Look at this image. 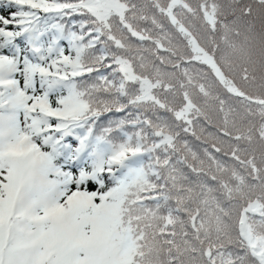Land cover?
Returning a JSON list of instances; mask_svg holds the SVG:
<instances>
[{"label": "trees", "instance_id": "16d2710c", "mask_svg": "<svg viewBox=\"0 0 264 264\" xmlns=\"http://www.w3.org/2000/svg\"><path fill=\"white\" fill-rule=\"evenodd\" d=\"M65 3L80 15L30 10L29 19H40L29 27L45 32L33 43L43 48L21 45L24 71L0 70V114L23 118L27 141L48 161L44 182L63 179L50 174L64 164L79 168L76 183L90 181L67 197L68 210L88 225L66 233L70 258L264 264V0H50L45 7ZM61 36L74 49L66 39L50 44ZM16 58L13 45L0 49V64ZM13 80L43 107L12 111ZM73 137L80 143L66 146ZM2 152L0 139L6 173V159L20 157ZM10 190L0 175L5 207L20 201Z\"/></svg>", "mask_w": 264, "mask_h": 264}, {"label": "snow or ice", "instance_id": "6c2138e0", "mask_svg": "<svg viewBox=\"0 0 264 264\" xmlns=\"http://www.w3.org/2000/svg\"><path fill=\"white\" fill-rule=\"evenodd\" d=\"M49 2L50 0H0V49L11 44L17 56L6 66L9 74L24 71L19 59L21 45L29 46L30 50L34 51H41L43 48V45L37 48L33 43L39 42L45 32L35 26L29 27L35 25V20L40 19L39 15H35V20L28 18L33 15L31 9L56 11L68 16L80 15L73 11L71 3L45 7ZM75 22L73 20V23ZM25 33L28 34L27 38ZM60 39H66L74 49L75 46L69 37H54L50 44H58ZM59 51L64 55L63 47ZM65 59L68 57L65 56ZM27 62L28 57L25 55L23 63ZM40 72L44 74L43 69H40ZM2 75L3 72L0 71V76ZM16 83H19V80ZM54 84L55 82H52L49 86ZM79 143V137H73L66 146L71 147ZM113 163L119 164L120 158L114 157ZM50 175L64 178L47 181L46 176L45 182L39 186L35 195L26 194L23 201H11L8 207L2 203L5 195L0 194V264H75L70 258L72 253L64 245L65 235L69 230L86 231L88 225L80 222V217L68 210L66 201L72 190L83 191L86 183L90 181L76 183V177L81 175L80 170L67 164Z\"/></svg>", "mask_w": 264, "mask_h": 264}, {"label": "rangeland", "instance_id": "374dc122", "mask_svg": "<svg viewBox=\"0 0 264 264\" xmlns=\"http://www.w3.org/2000/svg\"><path fill=\"white\" fill-rule=\"evenodd\" d=\"M190 42L196 49L197 56L210 64L222 82L233 90L227 78L217 66L214 58L208 55L193 37H190ZM7 65L6 63H1L0 70H6ZM10 84L14 83L11 82ZM10 106L19 112L34 111L38 107H43V105H36L29 95L17 89L15 90V98L10 103ZM0 139L3 143L2 154L7 157H20V161L18 162H13L7 158L8 167L5 170L6 173H0V175L9 180L10 192L15 196L20 195V201H23L22 199H24L27 192L34 190L37 185L44 183V171L48 169L47 158L40 151L31 147L30 143L26 140L23 132V118L19 113L0 114ZM96 239L102 243L100 237H96Z\"/></svg>", "mask_w": 264, "mask_h": 264}]
</instances>
